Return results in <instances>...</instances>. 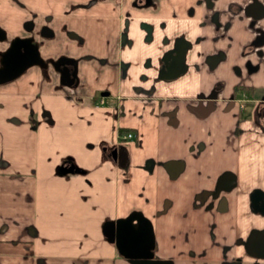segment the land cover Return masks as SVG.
I'll list each match as a JSON object with an SVG mask.
<instances>
[{
  "label": "crops",
  "instance_id": "obj_1",
  "mask_svg": "<svg viewBox=\"0 0 264 264\" xmlns=\"http://www.w3.org/2000/svg\"><path fill=\"white\" fill-rule=\"evenodd\" d=\"M17 39L37 61L0 81V264H132L117 221L149 264H264V0H0V68Z\"/></svg>",
  "mask_w": 264,
  "mask_h": 264
},
{
  "label": "water",
  "instance_id": "obj_2",
  "mask_svg": "<svg viewBox=\"0 0 264 264\" xmlns=\"http://www.w3.org/2000/svg\"><path fill=\"white\" fill-rule=\"evenodd\" d=\"M252 6H249V8H252ZM249 8L246 12L251 14ZM16 59L18 66L10 73H7ZM36 61V50L29 44V41L27 39L15 40L3 54L0 81L15 76L24 67ZM59 62L60 60L55 62L56 67ZM110 157L116 162L118 167L122 168L127 164V152L121 144L116 145L110 150ZM104 232L112 238L118 253L129 259L132 264H149L148 256L143 254L139 249V242L142 238L140 230L132 229L126 222L117 221L109 224L107 230ZM122 236L126 238L124 241H121ZM247 248L251 256H264V229L250 232L247 239Z\"/></svg>",
  "mask_w": 264,
  "mask_h": 264
},
{
  "label": "built area",
  "instance_id": "obj_3",
  "mask_svg": "<svg viewBox=\"0 0 264 264\" xmlns=\"http://www.w3.org/2000/svg\"><path fill=\"white\" fill-rule=\"evenodd\" d=\"M244 99V97H242ZM104 99L102 97H99L96 101V103L94 104V106H98L99 104L103 103ZM259 103L264 104V99L260 100ZM133 134L131 132H125L120 134V138L121 139H128V138H132Z\"/></svg>",
  "mask_w": 264,
  "mask_h": 264
},
{
  "label": "trees",
  "instance_id": "obj_4",
  "mask_svg": "<svg viewBox=\"0 0 264 264\" xmlns=\"http://www.w3.org/2000/svg\"><path fill=\"white\" fill-rule=\"evenodd\" d=\"M256 112L259 115L258 118H261L259 121V126L264 129V105L258 103L256 105Z\"/></svg>",
  "mask_w": 264,
  "mask_h": 264
},
{
  "label": "flooded vegetation",
  "instance_id": "obj_5",
  "mask_svg": "<svg viewBox=\"0 0 264 264\" xmlns=\"http://www.w3.org/2000/svg\"><path fill=\"white\" fill-rule=\"evenodd\" d=\"M60 61H61V60H60ZM59 63H60V62H59ZM59 63H58V65H60ZM58 65H57V66H58ZM17 66H18V62H17V59H16V60L13 62L12 66H11V69L9 68L10 70H9L7 73H10V72H11L12 70H14ZM67 72H68V71H67ZM125 239H126L125 237H123V236L121 237V241H124Z\"/></svg>",
  "mask_w": 264,
  "mask_h": 264
}]
</instances>
